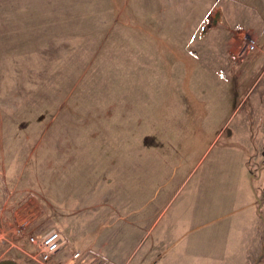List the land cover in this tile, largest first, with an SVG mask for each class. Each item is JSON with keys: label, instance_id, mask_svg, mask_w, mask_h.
Here are the masks:
<instances>
[{"label": "rangeland", "instance_id": "rangeland-1", "mask_svg": "<svg viewBox=\"0 0 264 264\" xmlns=\"http://www.w3.org/2000/svg\"><path fill=\"white\" fill-rule=\"evenodd\" d=\"M263 98L264 0H0V262L59 230L46 264H194L245 198L264 222Z\"/></svg>", "mask_w": 264, "mask_h": 264}, {"label": "crops", "instance_id": "crops-1", "mask_svg": "<svg viewBox=\"0 0 264 264\" xmlns=\"http://www.w3.org/2000/svg\"><path fill=\"white\" fill-rule=\"evenodd\" d=\"M250 59L252 60L253 56ZM263 102L264 98L261 104ZM256 114H254L256 118L264 119V113ZM250 200L247 201L245 198L240 207L242 209L237 211L242 213L237 215L238 217L229 225L224 226L222 232L218 230L215 237L209 236L207 244L198 237L201 248L196 254L189 253L191 262H196L194 264H264V222L258 217L260 215L256 210L255 202L251 198Z\"/></svg>", "mask_w": 264, "mask_h": 264}, {"label": "built area", "instance_id": "built-area-1", "mask_svg": "<svg viewBox=\"0 0 264 264\" xmlns=\"http://www.w3.org/2000/svg\"><path fill=\"white\" fill-rule=\"evenodd\" d=\"M230 42V53L237 63L244 61L257 48V37L248 29H240ZM20 233L19 227L14 229L11 225L0 226V259L3 256L2 248L15 246V238ZM28 239L37 246V259L43 264L51 261L66 243L64 234L59 230H50L42 235H30ZM79 255V252L74 254L75 257Z\"/></svg>", "mask_w": 264, "mask_h": 264}, {"label": "water", "instance_id": "water-1", "mask_svg": "<svg viewBox=\"0 0 264 264\" xmlns=\"http://www.w3.org/2000/svg\"><path fill=\"white\" fill-rule=\"evenodd\" d=\"M0 264H18V263L15 261L6 260V261L0 262Z\"/></svg>", "mask_w": 264, "mask_h": 264}]
</instances>
